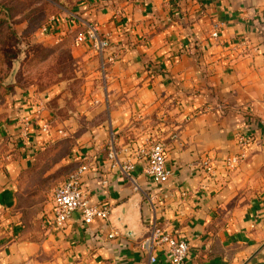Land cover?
I'll list each match as a JSON object with an SVG mask.
<instances>
[{
	"label": "crops",
	"instance_id": "0c3cea01",
	"mask_svg": "<svg viewBox=\"0 0 264 264\" xmlns=\"http://www.w3.org/2000/svg\"><path fill=\"white\" fill-rule=\"evenodd\" d=\"M95 2L81 7L80 18L109 35L110 49L101 57L86 29L72 23L81 31L75 52L85 86L78 109L63 122L47 105L56 91L30 94L20 99L22 113L34 97L45 101L40 125L51 134L36 127L23 141L17 126L5 131L0 264H169L164 250L155 263L141 251L154 227L189 242L185 264H264V0ZM216 23L218 41L210 37ZM239 133L257 144L229 172L223 159L238 153ZM149 134L168 149L172 176L164 186L133 154ZM110 142L122 163L134 164L129 176L110 169ZM208 157L210 178L202 165ZM82 162L90 164L84 186L93 203L110 207L109 222L85 225L73 213L57 229L52 198L43 222L9 215L18 186L34 174L53 196ZM120 218L136 237L124 234Z\"/></svg>",
	"mask_w": 264,
	"mask_h": 264
},
{
	"label": "rangeland",
	"instance_id": "374dc122",
	"mask_svg": "<svg viewBox=\"0 0 264 264\" xmlns=\"http://www.w3.org/2000/svg\"><path fill=\"white\" fill-rule=\"evenodd\" d=\"M95 1L0 0V151L5 150V131L12 124L17 126L23 114L20 99L23 101L25 96L56 91L47 105L53 107L55 113L58 111L56 116L63 122L82 103L85 86L78 74L80 56L75 49L80 46L78 33H83L85 28L79 10ZM75 21L81 24V31L72 29ZM53 23H56L57 34L48 36L44 28L53 32ZM60 31L65 35L59 36ZM12 78L14 84H11ZM9 87L14 89L9 90ZM40 101L45 106V101ZM51 116L56 118L53 113ZM36 178L34 174L29 179L28 187L18 186L17 202L10 216L20 215L27 223L45 221L46 207L52 196Z\"/></svg>",
	"mask_w": 264,
	"mask_h": 264
},
{
	"label": "built area",
	"instance_id": "2783aa9c",
	"mask_svg": "<svg viewBox=\"0 0 264 264\" xmlns=\"http://www.w3.org/2000/svg\"><path fill=\"white\" fill-rule=\"evenodd\" d=\"M83 25L86 28L87 36L93 41L96 51L101 57H104L110 49L109 35L99 34L97 26L93 23L83 22ZM220 26L218 23L213 26L210 37L214 41L219 40ZM43 32L47 33L48 36L57 34L55 31H48L47 28H44ZM113 58L114 56H111L108 59L111 61ZM33 100L34 105L32 104L30 111L22 114L17 124L19 136L23 141H27L30 138L36 127H40L42 133L51 134L49 124L40 125L45 106L39 103V98L34 97ZM57 134L62 135L63 131H58ZM255 143L256 141L252 137L242 133L237 134L236 148L238 153L223 159V166L227 171H236L248 159L249 147ZM107 153L111 170L119 171L129 176L135 169L134 164L120 161L115 149V142L109 143ZM133 154L136 160L144 161V173L154 185L164 186L170 181L172 172L166 166L168 149L160 135L149 134L143 137ZM81 160L86 161V158ZM202 165L210 178L214 174L212 159L206 158ZM89 171L90 164L82 162L68 179L54 191L52 196L54 217L52 220L55 228H63L73 213H78L85 225H91L95 221L109 222L111 217L110 207L105 204L93 203L90 191L84 186L83 179ZM103 184L107 185V181L105 180ZM115 235L117 233L111 234L109 238L112 239ZM140 247L141 251L149 255L151 263L157 261L155 254L157 250L161 249L168 255L169 264H185L190 251V244L186 239L175 238L171 233L163 232L157 227L153 228Z\"/></svg>",
	"mask_w": 264,
	"mask_h": 264
},
{
	"label": "water",
	"instance_id": "95a60500",
	"mask_svg": "<svg viewBox=\"0 0 264 264\" xmlns=\"http://www.w3.org/2000/svg\"><path fill=\"white\" fill-rule=\"evenodd\" d=\"M11 84H14V78L11 79ZM123 212V211H122ZM118 223L121 225L122 229L124 230V234L128 237H136L137 233L131 228H126V223L121 222V218L118 219Z\"/></svg>",
	"mask_w": 264,
	"mask_h": 264
},
{
	"label": "trees",
	"instance_id": "16d2710c",
	"mask_svg": "<svg viewBox=\"0 0 264 264\" xmlns=\"http://www.w3.org/2000/svg\"><path fill=\"white\" fill-rule=\"evenodd\" d=\"M51 28H54L53 30L51 29V31H53L54 32V30L56 29V23H53V24H51ZM85 28V27H84ZM86 29V28H85ZM80 33V32H79ZM78 33V34H79ZM9 90H13L14 89V87H9L8 88Z\"/></svg>",
	"mask_w": 264,
	"mask_h": 264
}]
</instances>
